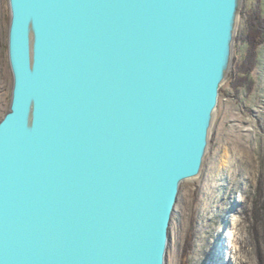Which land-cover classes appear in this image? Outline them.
Segmentation results:
<instances>
[{
    "label": "water",
    "instance_id": "water-1",
    "mask_svg": "<svg viewBox=\"0 0 264 264\" xmlns=\"http://www.w3.org/2000/svg\"><path fill=\"white\" fill-rule=\"evenodd\" d=\"M0 264H166L242 0H8Z\"/></svg>",
    "mask_w": 264,
    "mask_h": 264
},
{
    "label": "rangeland",
    "instance_id": "rangeland-1",
    "mask_svg": "<svg viewBox=\"0 0 264 264\" xmlns=\"http://www.w3.org/2000/svg\"><path fill=\"white\" fill-rule=\"evenodd\" d=\"M257 15L264 18V0H242L210 145L201 174L180 187L166 264L213 263L216 257L210 254L236 220L234 229L246 239L250 263L264 264V43L253 54L247 42ZM9 21V1L0 0V120L9 109L13 85ZM253 55L254 67L245 75Z\"/></svg>",
    "mask_w": 264,
    "mask_h": 264
},
{
    "label": "bare ground",
    "instance_id": "bare-ground-1",
    "mask_svg": "<svg viewBox=\"0 0 264 264\" xmlns=\"http://www.w3.org/2000/svg\"><path fill=\"white\" fill-rule=\"evenodd\" d=\"M226 157H228V154ZM226 161L224 160L225 163L223 162V164L227 165ZM232 224V228L226 233V238L224 237V240H221V244H217L212 254H210L212 257H216L211 264L220 263L217 260V256L222 261V264H251L249 256L247 255L249 252H247V244H245L246 239L240 236L234 229L238 226L239 222L236 220Z\"/></svg>",
    "mask_w": 264,
    "mask_h": 264
},
{
    "label": "trees",
    "instance_id": "trees-1",
    "mask_svg": "<svg viewBox=\"0 0 264 264\" xmlns=\"http://www.w3.org/2000/svg\"><path fill=\"white\" fill-rule=\"evenodd\" d=\"M255 20L256 22L252 24L253 32L249 34L247 41L250 44V50L253 54H255L258 47L264 43V18L257 15V18H255ZM247 65L248 68L245 71V75H247V73L250 72V70H252L254 67V55Z\"/></svg>",
    "mask_w": 264,
    "mask_h": 264
}]
</instances>
